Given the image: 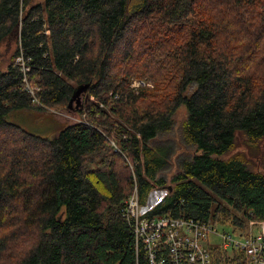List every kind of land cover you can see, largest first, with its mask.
<instances>
[{
	"label": "trees",
	"instance_id": "1",
	"mask_svg": "<svg viewBox=\"0 0 264 264\" xmlns=\"http://www.w3.org/2000/svg\"><path fill=\"white\" fill-rule=\"evenodd\" d=\"M1 47L0 264H149L121 204L133 177L144 207L164 184L170 147L150 144L180 107L196 154L146 217L264 221V157L256 170L225 157L237 133L264 141V0H0ZM133 79L152 88L135 94ZM24 110L77 120L42 138L8 121Z\"/></svg>",
	"mask_w": 264,
	"mask_h": 264
},
{
	"label": "built area",
	"instance_id": "2",
	"mask_svg": "<svg viewBox=\"0 0 264 264\" xmlns=\"http://www.w3.org/2000/svg\"><path fill=\"white\" fill-rule=\"evenodd\" d=\"M14 64L23 74V90L31 97L34 105H40L37 93L39 88L31 85L26 77L28 67L20 52ZM143 80H135L131 88L148 87ZM114 151L118 149L111 142ZM133 188L121 204V216L129 223L136 252L142 250L149 264H212V250L238 253L243 264H264V221H248L244 227L231 221H221L231 232L219 233V224L210 218L207 221L186 218L159 216L148 218L144 206L140 204L138 186L133 177ZM257 227L258 231L251 232ZM249 230V232L246 231ZM233 233V234H232ZM220 239L218 246L210 244V237Z\"/></svg>",
	"mask_w": 264,
	"mask_h": 264
},
{
	"label": "rangeland",
	"instance_id": "3",
	"mask_svg": "<svg viewBox=\"0 0 264 264\" xmlns=\"http://www.w3.org/2000/svg\"><path fill=\"white\" fill-rule=\"evenodd\" d=\"M14 47L11 46V51ZM4 47L0 48V51H3ZM137 79H133L131 81V86L134 81ZM150 86L146 88H152V84L149 81H146ZM141 88H131V90L138 94ZM52 113V112H50ZM56 113L54 116L58 117L61 122H66L68 120L75 121L77 120L76 116L72 114H65L63 112H53ZM8 121L14 124H17L25 131L40 136L42 138H52L56 135L57 130L59 128L58 124L51 120V117L46 115L44 117H37L35 115H29L24 111H16L10 114L7 117ZM186 119V110L184 107H180L172 118V126L166 132L160 133L152 142V147H170V155L168 157V166L165 170L159 173L158 178L162 179L164 184L159 186L156 185L155 189H153L148 195L146 205L144 210L150 211L157 204L161 203L163 199L169 194V191L174 186L172 183V178L179 172L180 163L183 159H189L194 154H196L195 146L186 144L182 138V125ZM255 146V145H254ZM252 146L246 140V138L241 134L237 133L235 137V147L232 151H230L225 157H234L237 156L241 158L249 169H258L261 165V160L264 157V141L258 144L257 146ZM215 208V206H214ZM213 208V209H214ZM212 209V210H213ZM232 214H237L230 209ZM232 218V216H231ZM221 221L226 222L222 219V216L219 215L216 218V222L219 224L217 230L219 233L223 232H231V228L226 225L220 226ZM228 221V220H227ZM230 222V221H228ZM247 227V224L246 226ZM247 231V229H246ZM258 231L257 227L252 228L251 232L255 233ZM249 232V230L247 231ZM233 234V233H232ZM210 244L218 246L220 244V239L216 236L210 237ZM228 257H231L232 254L228 253Z\"/></svg>",
	"mask_w": 264,
	"mask_h": 264
},
{
	"label": "water",
	"instance_id": "4",
	"mask_svg": "<svg viewBox=\"0 0 264 264\" xmlns=\"http://www.w3.org/2000/svg\"><path fill=\"white\" fill-rule=\"evenodd\" d=\"M86 89H87V86H81V87H77L74 90V92H73V94L69 100V103H68L69 109L72 108L73 103H75V105L81 104V99H82V96L85 93Z\"/></svg>",
	"mask_w": 264,
	"mask_h": 264
},
{
	"label": "crops",
	"instance_id": "5",
	"mask_svg": "<svg viewBox=\"0 0 264 264\" xmlns=\"http://www.w3.org/2000/svg\"><path fill=\"white\" fill-rule=\"evenodd\" d=\"M24 112L28 113L29 115H35L37 117H44V116H46V115H44V116L37 115L34 112H29V111H25V110H24ZM51 120L54 121L56 124H58V126H59L58 130L62 127V122H61V120L59 118H57V117H55V118L51 117Z\"/></svg>",
	"mask_w": 264,
	"mask_h": 264
},
{
	"label": "bare ground",
	"instance_id": "6",
	"mask_svg": "<svg viewBox=\"0 0 264 264\" xmlns=\"http://www.w3.org/2000/svg\"><path fill=\"white\" fill-rule=\"evenodd\" d=\"M234 254V253H233Z\"/></svg>",
	"mask_w": 264,
	"mask_h": 264
}]
</instances>
